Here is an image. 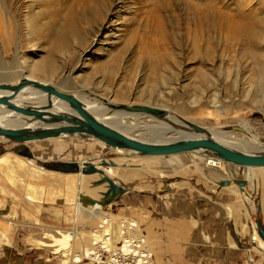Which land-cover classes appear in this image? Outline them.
<instances>
[{
	"label": "rangeland",
	"instance_id": "374dc122",
	"mask_svg": "<svg viewBox=\"0 0 264 264\" xmlns=\"http://www.w3.org/2000/svg\"><path fill=\"white\" fill-rule=\"evenodd\" d=\"M240 15L256 25V35H263L264 0H0V82L14 83L27 76L108 107L147 105L207 130L234 131L237 137L248 135V130L238 128L247 122L264 140V73L256 67L259 60L264 62V45L255 50L239 45L240 34L233 26L239 25ZM225 24L229 33L222 29ZM32 66L47 70L49 76H31ZM49 66H54L52 71ZM138 116L141 131L123 129L136 139H151L146 128L158 122ZM131 122L136 124L127 120ZM178 133L171 130L166 137ZM155 141L159 139L150 140ZM23 147L28 151L16 156V143L0 140V157H5L0 158V221L18 223L6 246L0 235L5 255L0 264H80L71 262L69 254L80 255L91 246L88 236L98 229L102 216L98 214L93 224L79 219L86 242L73 240L67 251L58 252L66 235L57 229L72 232L77 226V191L71 200L56 174L41 172L42 179H32L16 157L74 176L80 172L46 165L120 164L114 169L117 176L100 165V171L86 173L94 177L88 178L89 188L104 198L111 184L102 180L110 178L125 190L110 206L97 210L112 216L114 224L135 221L156 264H264V251L255 240L259 229L264 232L261 172L226 163L224 168L220 165L223 171L206 168L204 159L188 153L174 156L165 170L156 162L155 169L143 176L123 179L121 174L142 167L141 158L130 159L125 168L128 163L123 165L117 152L96 141L71 137ZM8 158L20 173L13 181L7 179ZM81 264L93 263L83 259Z\"/></svg>",
	"mask_w": 264,
	"mask_h": 264
},
{
	"label": "bare ground",
	"instance_id": "6f19581e",
	"mask_svg": "<svg viewBox=\"0 0 264 264\" xmlns=\"http://www.w3.org/2000/svg\"><path fill=\"white\" fill-rule=\"evenodd\" d=\"M100 4H101V2H100ZM95 14H96V11H95ZM246 20H247V18L245 16L240 15L239 19H238L239 25L235 26L234 25L235 22H234L233 30L239 32V34H240L239 35L240 38H238L237 40L235 39V40L237 42H239V45L247 46V47L253 48L255 50V49H257L256 46H263L264 45V33H262L263 35L261 36L260 32H258L259 34H257V35H260V36H257L256 32H255V26L256 25L254 23H248ZM227 22H229V21H227ZM229 23H231V22H229ZM221 24H223V22ZM221 24H220V26H222ZM231 24H229V25H231ZM227 25H228V23H227ZM224 26L225 27H222V29H224L226 31L230 30L229 26H226V24ZM257 29L259 30L260 28H258V26H257ZM69 31H70V29H69ZM228 33H229V31H228ZM231 34H233V33H231ZM233 35H232V37H234ZM237 37H238V35H237ZM228 38H231V37L229 36ZM235 38H236V36H235ZM253 49H250V50H253ZM251 53H252V51H251ZM260 56H261V54H260ZM261 58H263V57L261 56ZM255 60H257V59L255 58ZM257 62H258V60H257ZM33 66L30 69L31 76L34 77V76H39L41 74H43L45 76L47 75V72H46L47 70L45 72H43V70H41L42 68L39 69L38 67H33ZM53 67L54 66H52V68L50 67L51 69L50 68L49 69L52 71ZM256 67L259 69L260 73H264V62L260 63V60H259V63L256 64ZM47 76H49V75H47ZM262 76H263L262 78L260 77L261 80H263V81H261V83L264 82V75H262ZM22 78L17 80V82L15 81L14 83H11V84H18L22 80ZM27 78H29V77H27ZM9 94H10L9 92L0 91V97L6 96ZM72 95L75 98H77L82 103L83 107L92 116H94L98 121H100V122H102L108 126H112V127L116 128L117 130H119L120 132H122L123 134H125L126 136H128L132 139L138 140V141H142L145 143H152V144H165V143H169V142H173V141H177V140L207 138V139H212V140H214V141H216V142H218V143H220V144H222V145H224L230 149L240 151L243 153H247V154L264 152V140H262L261 137H259L255 132L252 131V129L250 127H248L247 122H240L239 124H241V125L238 127L239 129L245 128L246 130H248V135H244V137L234 136L233 135V133H235L234 131H230V130L225 131L224 129L216 128V127L208 129V130L203 128L205 130V133H198L196 131H193L190 128V126H188V124H186L188 121L180 120L171 114L169 116L167 114V112L165 114V116L167 115V117L163 118L164 121H161V119H159L156 116L145 114L151 120H155L156 122H158V125L147 126L146 129H148L150 131L149 137H151V139L147 138L149 140V142H148V140H145V139H143L144 141L142 139H136V138L132 137L131 134L127 130H124L123 128L130 129V131L131 130L139 131L141 128H143V126H139V123L137 122L139 119L138 115L141 113H133V112H125V111L115 113V112H112L110 107H108L106 104H103L102 102H98L96 100L90 101V100L86 99V97L79 95V94L78 95L72 94ZM52 101H53V108L50 110V112L55 113V114H70L71 109L68 107V105L65 102H63L59 99H56L54 97H52ZM12 102H14L15 104H17L18 106H21V107L36 106L37 108H41V107L48 104V98H47V95L45 93L38 90L37 88L27 87ZM109 106H110V104H109ZM111 112H112V114L109 115V113H111ZM127 120H128V122H129V120H132L136 124H133L132 122L128 124ZM188 123H190V122H188ZM191 124H193V123H191ZM56 126H60V125H47V124H43L41 122L31 121V119H27V118L19 115L18 113L8 109V107H6V106H3V105L0 106V127L1 128L17 129V128L27 127L29 129H37V128H52V127H56ZM121 129H122V131H121ZM171 130H174L175 132H179V133L176 134V136H174V137L167 138L166 136L171 132ZM245 134H247V131ZM71 137H80L84 141H96L99 144H101L104 148H107L111 151L117 152L118 155L121 158H123V160H121V161H123V165H124V163H128L127 165L124 166L125 168H128V169L130 167V165H129L130 159L132 160L131 162H133L134 159L136 160L137 158H141L138 160H140L139 163L142 165V167L140 168V166L139 167L137 166V167H134V169L131 167L133 169V171L129 172L127 175H125V174L120 175L119 174L121 176V178H123V179L139 178V177L143 176L142 173H144V172L147 173L150 170L155 169L156 164L158 162L163 163L162 164L163 169L168 168V166H171V164H172L171 159L175 158L174 156H176V155L178 156V155H182V154H188V153H195V155L198 156V158L204 159L206 168H210V169H211V167L220 168V165L223 166L225 163L230 164V163H227L223 160H220V159L214 157L213 154L208 153L204 150H198V151L181 153V154H173V155H162V156H144V155H141L137 152L130 151V150H124V149L112 150L109 147H107L104 143L96 140L95 138L87 136V135H82V134H74V135L62 134L59 137L46 139L44 141L55 140V139L65 140V139L71 138ZM158 139H159V141L150 142V140H158ZM0 140L9 141L4 136H0ZM170 140H173V141H170ZM33 142H38V141H31V142H27V143H33ZM27 143H21V144L16 143L18 148L15 149L14 155L21 156V153L23 150L28 151L27 149H25V147H23L24 144L26 145ZM261 147H262V149H261ZM132 156L135 158H133ZM0 158L5 159L4 156H2ZM8 161L9 162H6L7 168L9 169V178H7V179L10 181H13L19 176L20 173L17 170L14 162H12V160L10 158H8ZM15 161L18 162L19 167L22 170L28 171L29 176L32 179H34V178L42 179L43 176H42L41 172H43L45 174H56L55 176H58L57 179L60 180L61 182H63V186L66 187V189H67L66 191L68 192V197L71 200L75 197V192L77 191V202L75 204L76 205V214H77V223H76L77 226L75 229L72 230L74 235H72V232H70L71 230L57 229L58 232L60 231L62 233H65V235H66V236H64V244L59 248L58 252H60L61 250L67 251L69 248V243H71V241H73V240L76 243L77 242H84V241L86 242V238L84 236L85 234L81 229L82 223L80 221H78L79 219L86 220V222H88L89 224H93V223H96L99 221L97 230L102 228L103 234H105V236L109 237L108 241L106 240L105 237H104V239H102V237H101L102 241H105L106 244L115 245L119 241H125L126 243L124 245V249H128L132 243H135L138 247H140V252H139L140 254L145 253L147 251L151 252L150 247H149V243L147 242L146 237L143 235L140 236L141 232H140V230H138V225L135 221H133V220L131 221V220L126 219L124 221H120V222H117L114 224V220H113L112 216H110L109 214L107 215V213H102L100 210H97V208L103 210L105 208V205L110 206V204L113 202V200L118 198V196L120 194L117 193V195H113V193H111L107 196L104 195V198H103V195L102 196L98 195L99 191L96 192L95 190L93 191L92 189H90L89 184H88V181L90 182V180H88V178H90L91 176L86 177L85 176L86 174L83 173V169L85 168V164L87 162H84V161L81 162V164L84 163L83 167H81L82 165L79 164L80 174L74 176V175H68V174L65 175L63 173H53V172L43 168L42 166H40L41 164L39 165V163H35L31 160H26V159L21 158V157H16ZM30 162L35 164V168H34L33 164H31ZM101 162L99 164L101 168L106 167L107 169H105V170L107 173L112 174L114 176H117L114 169L119 170L118 168H119V166H121L120 164L117 163L118 165L114 164V166L110 165V166H113L114 168L113 167L108 168V164H106L105 162H102L104 164V166H101V164H102ZM92 164H94V163H92ZM94 165H96V164H94ZM230 165H233V164H230ZM98 166H96V168H98L100 170V167H98ZM133 166H134V164H133ZM234 166H237V165H234ZM196 168L198 170H203L200 167V165L197 163H196ZM223 168H224V166H223ZM163 169L160 170L162 175L164 174V170H165V169L164 170ZM220 169L222 170V168H220ZM245 169H248L250 171L254 170L256 172H261L264 174V168L245 167ZM174 170H175V168H174ZM218 174H216V175H218ZM91 178H94V177L92 176ZM235 182H236V184H238L241 181H235ZM94 189H96V188H94ZM2 190H3V188H1V191ZM33 191H34L33 195L36 196L35 194L38 193L37 187H34ZM2 205H3V200L0 201V206H2ZM83 207L86 210L82 209ZM19 211H20V209H19ZM5 212H7V211H5ZM98 214H100V215L102 214V216H99V218L100 217L101 218L98 221H96L98 218ZM58 220H59V218H58ZM17 224L18 223H15L14 221L9 220L7 218L1 219V221H0V227H1L0 235L2 236V240H3V243L5 244V246L7 245L8 241H9V235L16 231ZM113 229L116 232L113 233L112 232ZM95 232L92 235L88 236L90 238V240L92 241L91 246L90 245H89V247H88V245L85 246V248L82 250L80 255H75L73 251L71 252V254H69V255H71V262L73 261L75 263L81 264L85 257L89 256L90 254H95L97 252V247H98L97 244L99 241V237L96 236ZM72 236H74V237H72ZM48 237H49V239L54 238L53 236H48ZM132 239H134V240L132 241ZM255 240H257L259 242L260 249L264 251V243L260 240L257 233H255ZM137 243H140V244H137ZM86 247H88V248H86ZM6 250H8V249H6ZM3 252L4 251L1 252V250H0V259L3 258L2 260H5V258H4L5 255ZM143 261L144 260L141 259V263H143Z\"/></svg>",
	"mask_w": 264,
	"mask_h": 264
},
{
	"label": "water",
	"instance_id": "95a60500",
	"mask_svg": "<svg viewBox=\"0 0 264 264\" xmlns=\"http://www.w3.org/2000/svg\"><path fill=\"white\" fill-rule=\"evenodd\" d=\"M27 87H35L47 95L48 104L37 108L36 106L21 107L12 102ZM0 91L9 92V95L0 97V106H6L8 109L19 115L31 119V121L41 122L47 125H60L52 128L29 129L27 127L17 129H4L0 127V136H4L12 143H27L31 141H40L59 137L62 134H82L95 138L104 143L110 149H124L137 152L144 156H162L173 155L198 150H204L213 154L214 157L227 163L240 167L264 168V152L247 154L230 149L212 139H184L165 144L145 143L132 139L116 128L108 126L98 121L92 116L71 93L62 88H58L48 83H42L24 76L18 84L0 82ZM52 97L65 102L71 109L70 114H55L50 112L53 108ZM110 108L124 110L133 113L149 114L165 118L166 111L147 105H110ZM193 131L205 133V130L191 123H186ZM111 165L114 166L112 162ZM104 166V164H101ZM49 169L60 170L63 172L77 173L80 167L76 163H64L62 165H46ZM100 171L94 164L87 162L83 173L93 174ZM111 184V190L105 196L113 193H123L125 190L118 188L112 183L110 178H105ZM114 201V200H113ZM259 236L264 240V232L259 229Z\"/></svg>",
	"mask_w": 264,
	"mask_h": 264
},
{
	"label": "built area",
	"instance_id": "2783aa9c",
	"mask_svg": "<svg viewBox=\"0 0 264 264\" xmlns=\"http://www.w3.org/2000/svg\"><path fill=\"white\" fill-rule=\"evenodd\" d=\"M112 232L116 231L113 229ZM95 234L99 237L97 252L84 258L93 264H156L153 253L147 251L140 254V247L135 243H132L128 249H124L125 241H119L115 245L102 241L104 237L107 241L109 240V237L103 234L102 228ZM141 259L144 260L143 263H141Z\"/></svg>",
	"mask_w": 264,
	"mask_h": 264
},
{
	"label": "crops",
	"instance_id": "0c3cea01",
	"mask_svg": "<svg viewBox=\"0 0 264 264\" xmlns=\"http://www.w3.org/2000/svg\"><path fill=\"white\" fill-rule=\"evenodd\" d=\"M149 247H150V245H149ZM151 249V248H150ZM154 258H155V256H154Z\"/></svg>",
	"mask_w": 264,
	"mask_h": 264
}]
</instances>
